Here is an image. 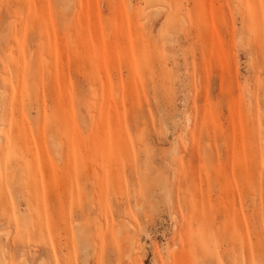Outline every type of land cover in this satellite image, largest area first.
<instances>
[{
    "label": "rangeland",
    "instance_id": "374dc122",
    "mask_svg": "<svg viewBox=\"0 0 264 264\" xmlns=\"http://www.w3.org/2000/svg\"><path fill=\"white\" fill-rule=\"evenodd\" d=\"M0 244L264 264V0H0Z\"/></svg>",
    "mask_w": 264,
    "mask_h": 264
},
{
    "label": "bare ground",
    "instance_id": "6f19581e",
    "mask_svg": "<svg viewBox=\"0 0 264 264\" xmlns=\"http://www.w3.org/2000/svg\"><path fill=\"white\" fill-rule=\"evenodd\" d=\"M156 10H157V8H156ZM156 10H155V11H156ZM147 17H148V16H147ZM147 17H146V18H147ZM32 218H33V217H32ZM29 234H30V233H29ZM14 243H15V242H14ZM0 245H1V244H0ZM2 246H3V245H2ZM1 248H2V247H1ZM1 248H0V249H1ZM3 248L5 249L4 246H3ZM33 248H34V247H33ZM1 253H2V251H1ZM127 254H128V253H127ZM0 255H1V254H0ZM2 255H3V254H2ZM129 255H130V254H129ZM129 255H128V256H129ZM128 256H127V257H128ZM2 257H4V256H0V258H2ZM128 258H129V257H128ZM5 259H6V258H5ZM6 263H7V262H6Z\"/></svg>",
    "mask_w": 264,
    "mask_h": 264
}]
</instances>
